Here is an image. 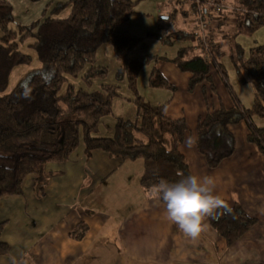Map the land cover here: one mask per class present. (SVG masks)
<instances>
[{
	"label": "trees",
	"instance_id": "1",
	"mask_svg": "<svg viewBox=\"0 0 264 264\" xmlns=\"http://www.w3.org/2000/svg\"><path fill=\"white\" fill-rule=\"evenodd\" d=\"M136 2L67 0L58 3L43 19L20 26L18 38L21 42L28 38L33 40L29 45L43 67L9 93L4 92L11 71L17 65L29 63L31 56L19 50L17 33L7 28V18L1 19L5 34L0 37V198L21 194L23 182L30 174H36L34 189L37 195L43 196L52 175L45 171V164L69 158L79 143V127H82L87 156L100 149L122 161L142 160L140 184L148 196L149 189L161 179L176 183L191 175L180 148L189 130L187 120L167 116L168 101L151 105L136 96L138 112L134 120L118 118L111 137L92 134L99 120L111 113L112 101L117 95L115 85L101 83L99 88L93 87V81L105 77L107 72L106 67L95 65L96 52L101 45L107 43L113 47L119 62L117 77H126L130 89L136 90V78L143 62L131 52L140 45L142 37L118 29L136 13ZM230 3L242 10L238 16L244 22L241 29L252 32L264 24V0H231ZM0 7L8 10L10 4L0 0ZM68 7V16H54ZM181 33L196 37L183 31L176 35L179 37ZM210 52L213 58H205V47L200 40L198 49L185 47L173 59H162L171 60L179 70L191 75L187 91L191 93L200 86L207 105L212 96L218 95L211 67L229 89L232 106L220 104L217 109H207L199 116L194 138L207 165L216 168L234 152L235 138L229 126L241 121L248 128L247 140L264 154V127H257L251 120L253 115L264 116V42L251 47L248 56L238 46L232 55L239 80L250 83L254 89V103L250 108L241 105L227 83L222 65L214 64L215 45L210 46ZM149 81L154 87L177 90L157 67L153 68ZM225 201L228 208L218 209L208 219L227 244H232L256 219L239 204ZM3 226L4 222H0V234ZM77 229L76 226L74 231ZM9 249L10 245L0 238V254L8 253Z\"/></svg>",
	"mask_w": 264,
	"mask_h": 264
},
{
	"label": "crops",
	"instance_id": "2",
	"mask_svg": "<svg viewBox=\"0 0 264 264\" xmlns=\"http://www.w3.org/2000/svg\"><path fill=\"white\" fill-rule=\"evenodd\" d=\"M171 63L164 60L156 67L170 81L181 80L186 87L188 82L184 84V79H189V73L172 63L174 69ZM167 65L172 76L164 71ZM215 80L218 96L220 88L223 89L227 94L226 102L230 103L229 89L219 77ZM187 94L193 97L195 104H189L193 100L181 99ZM167 101V116L187 120L189 130L180 148L191 175L212 176L217 194L224 200L237 202L249 216L256 217L257 222L248 231L227 244L207 217L206 228L198 238L186 237L167 220L164 203L143 190L140 184L142 160V165L137 163L140 159L122 161L100 149L87 156L83 143L79 151L71 154V159L45 164V170L52 175L43 196L37 195L35 179L29 175L23 182L21 195L0 198V222H4L0 238L10 245L8 253L0 254V264H81V258L94 255L92 242L111 216L128 208L124 203H130L131 210L125 212L118 227L110 225L111 236L118 238L113 234L118 232L120 238V244L110 253L111 264H149L147 260H153L152 264H181L185 256L193 262L194 252L205 258L202 259L207 264H264V154L247 143V126L241 121L229 126L235 138L234 152L216 168H210L198 152L194 138L199 116L207 109H215L211 101L208 105L205 103L200 86L193 93L185 90ZM85 179L91 187L86 188ZM106 190L117 193L105 197ZM91 196L101 202L105 198L109 203L107 208L111 211L102 221L94 218L92 206L81 204L82 198ZM79 222L85 224L86 230L81 238L73 232ZM88 261L82 264H96L94 259Z\"/></svg>",
	"mask_w": 264,
	"mask_h": 264
},
{
	"label": "rangeland",
	"instance_id": "3",
	"mask_svg": "<svg viewBox=\"0 0 264 264\" xmlns=\"http://www.w3.org/2000/svg\"><path fill=\"white\" fill-rule=\"evenodd\" d=\"M5 1L10 4V9L6 10L3 7H0V21L2 18H7L6 26L8 29H12L17 33L15 37V39H17L18 29L20 26H28L34 21L43 19L46 15H49L52 12L53 8L58 3L65 2L67 0ZM230 2L229 0H200L199 9L193 12L191 9L192 3L193 8H195L193 0L192 3H185L183 0H137L134 6L136 13H134L129 18V20L122 23L118 27L120 30H125L138 37H142L140 45H138L131 52L132 56L143 62V65L136 78V90L133 91L130 89L126 77L123 79H119L117 77L119 62L116 58L113 47L107 43L101 45L96 52L95 65L106 67L107 72L105 77L97 78L93 81V87L99 88L101 83L112 84L117 86V95L113 98L111 113L99 120L97 129L92 133L93 136L111 137L113 135L114 127L118 118L134 120L138 112L137 105L135 104L136 96L142 97L144 101L151 105H160L167 102L170 96L175 94L176 97H178V95L183 94L185 90L187 91L188 80L186 81V79H184V84L187 83L186 87H183L181 80H174V82H172L167 78L172 84L179 86H176V89L178 90V92H176L168 88L152 86L150 84L149 78L153 68L156 67L158 63L164 61V59H162L163 57L173 59L178 54L180 49L189 46H194L195 49H198L200 40L203 42V46L205 47V58H213L210 52V46L214 47L215 45L216 58L213 59L214 64L218 62L224 68L227 83L237 94L241 105L244 108L252 107L254 103V89L250 83H243L239 80L236 69L232 62V55L236 49V46L242 49L245 56H248L251 47L262 44L264 42V24L252 32L241 29L244 22L243 18L238 16L241 15L242 10L235 8V5L231 4ZM59 12L60 13L54 16L66 17L70 13V7L61 9ZM180 31L196 34L197 38L195 35L194 38H190L189 36L183 35V33H181V35L178 37L176 34ZM4 34L5 31L2 28L0 22V37ZM156 34L159 35V37ZM18 40L19 50L29 54L31 56V61L27 64L17 65L13 68L4 93L11 92L16 86L25 82L32 73L42 69L43 67V63L39 60L36 51L29 45L33 42V40L31 38H28L24 42H21L20 38H18ZM168 61L171 62V60ZM169 65L175 69V66L172 63ZM166 67L167 68H164V71L170 75L171 73L168 65ZM211 74L214 84H216L217 80L215 79H217L219 76L212 67ZM72 80L77 82L79 79ZM214 96L218 98H214ZM214 96L209 99V102L211 101V106L213 108L217 109L220 104L225 107L232 106L231 98L230 103L226 102L227 94L223 89L220 88L219 96ZM181 99L187 100V102H189L190 100H193V97L188 96L187 94L183 97L181 96ZM195 102L196 101L193 100L189 104L192 105L195 104ZM251 120L257 127H264V116L253 115ZM81 132L82 127H79V143L71 154L79 151L82 144L84 143ZM247 143L254 145L251 142L249 143V141ZM70 156L68 159H71ZM139 161L140 162L137 163H141V160ZM30 176H33L34 179H36V174H30ZM88 182V179L83 181V183L86 185V188L91 187ZM126 189L129 191L130 187H126ZM115 193H117V191H112L109 193L106 190L104 196L107 197L108 195H115ZM76 202L80 201L76 199ZM81 202L82 205L87 207L89 206L88 208L92 206V208H94L92 209L95 214L94 218L100 219L101 221L108 215L109 211H111L107 208L109 203L105 200V198L103 202H101L98 200V198L96 199V197L91 196L89 198H82ZM124 205H126L128 208L122 209V211L118 212V216L116 214L111 216L110 219L113 220L114 223H112V221L109 219L107 224L104 225L103 230L93 240L91 248L94 251V253H92L94 255H91V258L89 255L81 258V264L87 262L90 259H94L96 264H111L110 253H112V250L115 246L120 244L118 232L113 233L114 235H117L118 238L111 236V227H118L120 221L124 220L123 215L125 212H127V210H131L130 203H124ZM103 211L106 212L102 213ZM121 212L122 215L120 214ZM91 214L92 213L88 214V216H91ZM253 218L256 219V217ZM127 220H125V224H127ZM81 224L82 222H79L76 225L79 227V230L77 229V231L73 232L82 236L86 230L85 224L83 226H81ZM80 235L77 237L81 238ZM193 256L195 259L193 262H189V257L185 256L184 259L180 261L181 264H207L206 261L203 260L205 258H203L199 253L194 252ZM151 262L154 263L153 260H147V263L150 264Z\"/></svg>",
	"mask_w": 264,
	"mask_h": 264
},
{
	"label": "clouds",
	"instance_id": "4",
	"mask_svg": "<svg viewBox=\"0 0 264 264\" xmlns=\"http://www.w3.org/2000/svg\"><path fill=\"white\" fill-rule=\"evenodd\" d=\"M216 183L212 176L189 175L176 183L161 179L149 189V196L165 205L168 221L193 240L206 228L205 220L218 209L228 205L215 192Z\"/></svg>",
	"mask_w": 264,
	"mask_h": 264
},
{
	"label": "built area",
	"instance_id": "5",
	"mask_svg": "<svg viewBox=\"0 0 264 264\" xmlns=\"http://www.w3.org/2000/svg\"><path fill=\"white\" fill-rule=\"evenodd\" d=\"M185 3H192V0H183ZM194 2V5H195V8H193V3H192V6H191V9L193 10V12H195L196 10L199 9V3H200V0H193Z\"/></svg>",
	"mask_w": 264,
	"mask_h": 264
}]
</instances>
